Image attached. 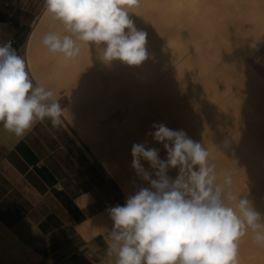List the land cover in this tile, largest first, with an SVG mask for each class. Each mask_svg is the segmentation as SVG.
<instances>
[{
  "label": "clouds",
  "instance_id": "9594fccd",
  "mask_svg": "<svg viewBox=\"0 0 264 264\" xmlns=\"http://www.w3.org/2000/svg\"><path fill=\"white\" fill-rule=\"evenodd\" d=\"M140 4L44 0L46 13L61 30L46 32L41 42L67 60L78 58L84 44L104 65L140 66L150 55L147 33L130 18ZM55 97L54 89L34 83L26 58L11 42L0 45V124L5 131L22 138L37 123L50 121L53 129L60 128L65 107ZM151 127L146 136L161 144L166 156L162 159L161 149L149 147L147 140L132 145L131 166L143 183L123 205L107 209L112 227L105 240L114 264H238L239 241L249 232L264 247V214L248 195L233 190L232 173L220 182L202 142L163 123ZM173 169L175 178L169 175Z\"/></svg>",
  "mask_w": 264,
  "mask_h": 264
},
{
  "label": "rangeland",
  "instance_id": "374dc122",
  "mask_svg": "<svg viewBox=\"0 0 264 264\" xmlns=\"http://www.w3.org/2000/svg\"><path fill=\"white\" fill-rule=\"evenodd\" d=\"M185 2L188 6L184 9L186 17L181 22V25L187 26L186 22L189 21L197 22L199 30V23L209 20L215 33V36L210 38L209 41L198 37V35H195V32L188 30L184 37L186 41L180 45L176 42L169 45L168 41L170 39L175 40L177 36L164 34L165 31L174 28V25L170 24L167 26L164 22L166 18L158 17L160 6L162 5L160 0L141 1L140 6L133 10L134 13H131L130 17L133 19L140 18L142 22L147 20V24L143 25V29L149 31L151 36L156 34L152 38L153 45L155 46L150 48L151 53H157L161 47L169 52H175L180 48L184 50L189 49L186 54L187 57L181 66L179 68L176 67L177 70H189L193 67L196 68L197 74L203 63L213 64L215 62L211 58H208V56L228 54V64H224L220 69L214 66L217 70L211 71L213 75L216 73L220 78L218 76V79L207 80L208 76L205 73L202 77L197 75L199 77L197 79L194 77V74V76L191 73L179 75L175 71V74L162 79H156L149 87L145 85L141 91L137 92L135 89L136 75L133 74L130 77H125L122 73L129 66L120 61H114L110 65V70H107V66L104 67L103 75L96 72L90 79L79 82L80 89L67 91L65 88H58L56 91V94L59 95L57 96V100H59L62 106L67 104L64 116L68 121L74 115H78V113L75 114L76 111L74 112V109L81 110L80 108H82L83 104H89L90 108L88 109H92L93 106L90 103H94L96 106V103L102 104V101H106L104 103V106H106L105 112L103 111V115L101 117L97 116V118H99L102 124L99 127V133L102 134L105 131V126L108 131H106V135L108 136H105L103 140L107 143L112 140L109 142L110 145L111 142H114L113 145L108 147V153L112 149H116V145L122 144L116 150H120L122 146H127L126 151L128 152L129 150L130 154V147L133 144L144 143L146 140L149 147L163 148L158 143H155L154 140H151V142L150 139L152 138L146 136V133L149 130L153 131L151 126L154 123H159L157 113L152 111L153 103L156 101H161L164 104L173 102L171 110L168 112L170 123L174 124L175 128L178 126V128L173 130L182 129L193 141L202 142L210 153V162L217 165L218 180L222 182L226 174L232 173L233 190L238 194L248 195L253 206H255L254 208L261 214H264V204H262L264 203L262 201L264 199V0H185ZM181 11L182 9H180ZM50 24L51 22L47 24L46 21L39 24L37 29L40 28L44 32L49 28ZM42 47L43 51L41 52L44 55L42 63L38 66V70L40 74H43L44 78H51L55 74H53V71L51 73V70H46L51 60V53L48 52V56V53H44L46 51L44 50V46ZM23 55L24 57L26 56V45L23 48ZM35 58H37V55ZM157 58L161 61L162 59H166V56ZM205 59H207V62H204ZM244 67H248L262 81H259V83L248 75L246 68L243 69ZM222 70L226 76L222 74ZM178 77L180 83L178 82ZM184 80L186 82H182ZM33 81L36 83L34 79ZM226 82H229L230 85ZM227 84L230 87L226 86ZM112 85L115 87L114 90L111 89ZM225 86L228 93L226 96L222 95L221 91L217 92L218 88H224ZM176 87L178 88L177 91ZM199 88L201 94L197 92ZM203 88H209L210 90ZM149 89H152V93L147 92ZM95 91L97 92V97ZM103 93L106 94L107 98L102 97L100 99ZM198 94L200 95L198 96ZM77 95L79 96L77 97ZM195 98L198 101H195ZM123 99L127 100L125 102L127 103L126 105H124ZM198 104L202 107L208 104L209 108L206 106L204 111H202V107ZM72 105L77 107L72 108ZM95 109H92V113H96L97 107ZM130 110H134V114L127 115ZM153 112L155 117H152ZM125 114L129 117H123ZM119 119L126 120V122L120 123L119 121L121 120ZM131 119L135 120L134 126L130 124ZM102 121L105 122L102 123ZM107 122L109 125H106ZM161 123L166 125L165 120ZM87 124L90 125L87 127ZM111 125L113 126L112 128L121 125V127L127 126L125 131L127 134L125 135L124 133V138L109 134L108 128L111 130ZM84 127L87 130L89 127L94 128L95 124L91 121V123H85ZM86 145L88 146V144ZM90 147L89 145V150L100 162L99 157L101 155L97 154L99 148L94 152ZM103 152L104 154H102L105 155V149ZM103 169L106 172L107 169L105 167ZM256 188L261 189L256 192ZM253 192L258 194L256 200H252L250 197ZM253 201L256 203H253ZM238 264H264V247L258 246L253 241L251 232L239 241Z\"/></svg>",
  "mask_w": 264,
  "mask_h": 264
},
{
  "label": "crops",
  "instance_id": "0c3cea01",
  "mask_svg": "<svg viewBox=\"0 0 264 264\" xmlns=\"http://www.w3.org/2000/svg\"><path fill=\"white\" fill-rule=\"evenodd\" d=\"M44 10V0H0V45L24 57ZM75 131L65 116L22 138L0 124V264H114L107 209L126 197Z\"/></svg>",
  "mask_w": 264,
  "mask_h": 264
},
{
  "label": "bare ground",
  "instance_id": "6f19581e",
  "mask_svg": "<svg viewBox=\"0 0 264 264\" xmlns=\"http://www.w3.org/2000/svg\"><path fill=\"white\" fill-rule=\"evenodd\" d=\"M141 1L142 2H147L149 0H141ZM160 1H161L162 5L160 6V11L158 13V17L166 18L164 20V22L167 24V26L170 25V24L174 25V28H170L169 30L165 31L164 34H167V35L171 34V35L177 36V38H175V40L170 39L168 41L169 45L172 44L173 42L179 43V45H180V44H182V42L186 41L184 37H185V35H186L188 30L195 32V35H198V37L203 38L206 41H209L210 38L215 36V33L213 31V27H212L211 22L209 20H205L202 23H199V26H200L199 30H198L197 22H190L189 21V22H186L187 26L181 25V22L186 17V14L184 13V9L188 6V4L185 2V0H160ZM180 9H182L181 12H180ZM130 18L134 21L135 26L137 27L138 30H142V31L147 33L146 48H147L148 53L150 54L149 55V59L146 60L142 65H140V66H129L128 69L125 70L122 73L125 77H130L133 74L136 75L135 89H136L137 92L141 91L142 88H144L143 86H145V85L147 87H149L156 79H162V78H165V77H167V76H169L171 74H175V71L179 75L180 74H186V73H189V74L191 73L192 75L194 74L195 76L194 75L193 76L195 78H197V79H199L200 76L202 77L205 73H207V76H208L207 80L208 79L211 80L213 78L218 79L219 75L217 76L216 73H214V75H213L211 73V71L217 70L216 67L218 69H220L224 64H226V63L228 64V59H229V55L228 54L227 55H221V56H218V54H215L213 56H208V58H211L215 62L213 64L212 63H209V64L203 63L201 65V69L197 72V74H196V68H193V67H192V69H189V70L188 69L187 70H183V69L182 70H177L176 67L179 68L181 66V64L183 63L184 59L187 57L186 54L188 53L189 49H185L184 50L183 48H180L179 50H177L175 52H169L166 49H164L163 47H161L160 50L157 53H153V52L151 53L150 48L152 46H155V45H153L152 38L154 36H156V34L151 36L149 31H145L143 29V25L147 24V20H144V22H142V20L140 21V18L139 19H137V18L133 19L132 17H130ZM46 21H47V24H49V22H51L49 28L46 31L43 32V31L40 30V28L37 29V26L39 24H42V23H44ZM150 24H151V22L149 23V26H150ZM60 30H61V25L59 24V22H56V21L52 20V18L44 10L43 13L37 19V21L35 23V26H34V29H33V32L31 33V35L29 36V38L27 39V41L25 43V45H26V56H25V58H26L27 64H28V71H29L31 77L36 81V83L37 82L43 83L46 86L54 89L55 92L57 91L58 88H65L67 91H72V90L74 91L77 88L80 89L79 82L84 81L85 79H90L91 77H93L95 75L96 72L97 73H101L103 75L105 66H107V70H110L109 68H110L111 64L110 65H104L97 58V54H96L94 49L91 51L87 45L81 44L80 45L81 46V53H80L79 57L76 58V59L67 60L64 57L60 56V55H55L54 56V55L51 54V56H50L51 60L48 63L49 66L46 68V70H49V71L51 70V73L53 71V74H55V76L51 75L53 77L44 78L43 74H40L39 70H38V68H39L38 66L42 63V58H43V55H44L43 52H41V51H43V47H42L43 45H42V42H41L42 36L46 32H49V31H60ZM44 50H46V51H44V53L47 54L48 50L45 47H44ZM155 54H156L157 57H161V56L165 55L166 59H162L161 61H159V58H157L155 56ZM36 55H37V58H35ZM48 56H49V53H48ZM204 62H207V59H205ZM214 66H216V67H214ZM245 68H246V73L248 75H250L256 81H258V82L260 81V78L254 72H251L248 67H244L243 69H245ZM227 71H228V69H227ZM41 73H43V72H41ZM222 74H224V71H223ZM224 76H226V75L224 74ZM219 78H220V76H219ZM226 78H228V77H226ZM178 80H179V77H178ZM226 81H227V79H226ZM178 82L180 83V80ZM182 82H186V81L184 80ZM182 82H181V84H182ZM226 83L229 84V82H226ZM228 84L226 86L230 85V84L229 85ZM221 85L223 86V84H221ZM226 86L224 87L225 89L224 88H218L217 92L221 91V94L226 96L228 94ZM177 87H176V91L178 90ZM217 87H219V86H217ZM111 89L114 90L115 87L112 85ZM203 89H207V88H203ZM203 89H201V90H203ZM199 90H200V88L198 89V91L196 89V91L198 93H200ZM147 92H151L152 93V89H149V91H147ZM95 93H96L95 95L97 97V92L95 91ZM200 94H198V96ZM202 94H205V93H202ZM57 96H59V95L56 94V97H55L56 99H57ZM78 96L79 95H77V97ZM219 96L223 97L221 95H219ZM102 97L103 98L104 97L107 98L105 93H103V95L101 96L100 99H102ZM225 98H227V97H225ZM234 98H236V97H234ZM196 100H197V98H195V101ZM122 101H124V103H125L127 100L123 99ZM74 102H72V103H74ZM105 102L106 101H102L103 105L101 103L100 104L96 103V106L94 105V103L93 104L90 103L93 107L95 106L94 108L92 107V109H95L97 107V111H95L96 113H92L93 110L92 109H88V108H90L89 104L86 105V104L82 103L83 104L82 108H84V109H82V108H80V106H78V108H80L81 110L78 111V110L74 109V112L76 111L75 114L78 113V115H76V116L74 115L71 120L69 118L68 119L70 121L71 126L78 132V134H80V137H81L82 141L84 140L86 142V144H88V146L89 145L91 146L90 148L92 149V151L96 152V149L99 148L97 150L98 151L97 154L99 156L100 155L102 156V157L101 156L99 157L100 158L99 164L101 166H104L105 169H107L106 173L111 176V178L114 180V183L115 182L117 183L120 192L127 198V196L133 194V192L136 190V188L140 184L142 185L143 182L139 179V177L136 175L134 169L131 166V164H132V156H131L129 150H128V152L126 151L127 150V148H126L127 146L126 147L122 146V148H120V150H116L118 146L122 145V144L121 145L118 144V145L115 146L116 149H112V150L109 149L111 151L108 153V147L113 145L114 142L113 143L111 142V145H110L109 142L112 141V140H110L108 143L103 140L105 138V136L106 137L108 136V135H106L107 129L105 128L106 126L104 125L105 126L104 127L105 131H103V133H102L103 135L101 133H99V131H100L99 127H101L102 124L100 123L99 118H97V116L101 117L103 115V113L105 112V110H106L105 109L106 106H104ZM208 102H209V100H208ZM124 103L122 102V104H124ZM126 104L127 103H125L124 105H126ZM172 104H173V102H169L167 104H164L161 101H156L155 103H153L152 111H155L157 113V116H158V119H159V121H158L159 123H161L163 120H165V123H166L167 127H169L170 129H176V128H178V126L176 125L177 127L175 128L174 127L175 125L170 123V118H169V114H168V112L171 110ZM206 106H204V107L200 106V107H202V111H204V108ZM73 107H75V106L72 105V108ZM69 108H70V106H69ZM207 108H209V107L207 106ZM68 112L70 113V111H68ZM66 113H67V110H66ZM132 113L134 114V110H130L127 115H130ZM69 115H68V117H69ZM127 115L125 114V115H123V117H127ZM152 117H155L154 112H153V116ZM119 120H121V119H119ZM131 120L133 122L131 121L132 123L130 122V124L131 125L133 124V126H134L135 125L134 124L135 120H133V119H131ZM91 121H93V124H95L94 128H96V129H94L93 127L92 128L89 127L90 131H89L88 128H87V130L84 129V128H86V127H84L85 123H91ZM124 121L126 122V120H121L119 122L122 123ZM104 122L102 121V123H104ZM107 124H108V122L106 123V125ZM113 124H114V122H113ZM128 124H129V122H128ZM88 125H90V124H87L86 126L88 127ZM117 125H118V121H117ZM121 126L112 128L113 126L111 125V128H112L111 130H110V128H108L109 127L108 126L107 128L110 131L109 134H112V136L117 135V136H122L123 137L127 126L126 127H121ZM130 129H131V127H130ZM146 131H148V130H146ZM149 131H151V130H149ZM188 132H189V130H188ZM143 133H144V131H143ZM213 133H212V135H213ZM126 134L127 133H125V135ZM212 137L214 138V136H212ZM151 140L152 139H150V141ZM159 145H161V144H159ZM93 147H95V148H93ZM131 148L132 147H130V149ZM104 149L107 152V153L105 152V155H103L104 154V152H103ZM161 150L162 151L160 152V155H161V158L163 159V158H165L166 153L164 152L163 148ZM142 163H144L145 168L148 167L146 162H142ZM104 167H102V168H104ZM241 171H243V170H241ZM169 175L172 178H175V176L177 175V170H175V169L170 170ZM133 180H135V181L133 182ZM259 189H261V188H256L255 191L258 192V191H260ZM257 195L258 194L253 192V193H251L250 197L252 198V200H254V199L256 200V196ZM262 201H264V199H262ZM254 202L255 201H253V203ZM262 204H264V203H262ZM253 207H255V206H253Z\"/></svg>",
  "mask_w": 264,
  "mask_h": 264
}]
</instances>
